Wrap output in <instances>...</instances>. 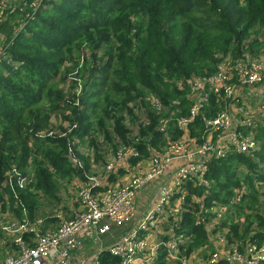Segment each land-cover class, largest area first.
Masks as SVG:
<instances>
[{
  "label": "trees",
  "instance_id": "trees-1",
  "mask_svg": "<svg viewBox=\"0 0 264 264\" xmlns=\"http://www.w3.org/2000/svg\"><path fill=\"white\" fill-rule=\"evenodd\" d=\"M0 2L2 222L45 217L56 226L54 211L67 216L110 162H136L171 141L200 143L206 120L237 106L209 80L222 66L224 85L238 84L243 54L259 62L264 51V0ZM197 84L207 97L191 118ZM255 131V151L212 157L202 177L182 185L177 218L164 228L165 240L185 238L181 262L233 264L218 250L237 247L246 261L249 244L264 245V117ZM12 246L0 227V257ZM165 256L163 247L155 264Z\"/></svg>",
  "mask_w": 264,
  "mask_h": 264
},
{
  "label": "built area",
  "instance_id": "built-area-1",
  "mask_svg": "<svg viewBox=\"0 0 264 264\" xmlns=\"http://www.w3.org/2000/svg\"><path fill=\"white\" fill-rule=\"evenodd\" d=\"M243 55L246 60L236 64L237 73L240 74L238 84L224 85L222 66L221 71L209 82L215 88L224 86L225 95L229 99L227 106L247 98L248 93L244 94L242 89L250 87L254 93L250 97H256L264 117V59L261 58L264 51L258 53L259 62L249 60L253 55L251 53ZM193 90L195 99L191 118L198 113L207 97L202 94L200 84ZM257 112L256 108L250 107L243 110L240 116H236V108L233 113L226 109L218 111L206 120L207 129L200 143L192 139L171 141L161 150L153 149L148 157L147 174H143V177L138 174L131 176L128 184L117 181L123 173L130 172L123 164L124 161L110 162L106 168L98 170L97 177H91L90 187H82L79 204L70 208L67 216L63 211H54L52 215L58 219L56 226H46L49 220L46 221L45 217H38L33 223L21 224L13 220H0L1 229L7 225L4 231L13 224L18 227L11 234L14 246L5 250L7 254L4 258L0 257V264H104L112 258H119L118 264H135L138 260L141 264H155L163 247L166 248V264L189 263L185 259L181 262L179 254L178 246L185 242L183 235L172 234L173 237H168L166 242L159 240L158 235L164 233L165 228L159 224L167 222L171 215H178L179 208L173 203L186 193L182 185L190 179L192 181L195 177H202L208 160L226 155L232 150L247 155L259 147L255 138V128L261 123L254 119ZM176 120L179 127L186 126L188 122L182 117ZM240 126L248 130L242 132ZM159 128L165 130L167 120ZM122 165L124 170L115 180L106 176L108 171L116 175L118 167ZM137 168H142L141 162L136 163ZM224 210L225 207L220 206L214 213L221 216ZM130 222L132 226L115 241L108 244L104 242V236L112 228H122ZM218 252L225 257L230 256L233 264H264L263 244H249L245 252L248 253L246 261L239 256L243 253L237 247L223 251L219 249ZM105 253L109 254L110 259L103 261Z\"/></svg>",
  "mask_w": 264,
  "mask_h": 264
},
{
  "label": "crops",
  "instance_id": "crops-1",
  "mask_svg": "<svg viewBox=\"0 0 264 264\" xmlns=\"http://www.w3.org/2000/svg\"><path fill=\"white\" fill-rule=\"evenodd\" d=\"M254 90V89H253ZM252 93V91L250 90V91H248V95H247V98H244V99H239V101H238V103H236L235 105H237L235 108H236V116H240V115H242V111H243V107H244V110L246 111L247 110V108L248 107H250L251 109H253L254 107H256V104L258 103V101H256L255 99H253V98H251L250 97V94ZM242 105H241V104ZM244 105V106H243ZM258 114V113H257ZM257 114H255L254 115V119H255V121L256 122H259V121H261L262 119H263V116H262V118L260 119V116L258 115L257 116ZM167 134H169V133H167ZM166 134V135H167ZM148 157H149V154L146 156V157H144L145 158V160L144 161H147L148 162ZM138 162H143V160H141V159H139V160H137L136 162H131V161H124L123 162V164L125 163V165H126V168L127 169H129L130 170V172H128V173H123V175H122V178L121 179H117V181H124V180H127V177L129 176V174H133V172H132V170L133 169H136V163H138ZM118 168H120V170H124L123 169V165L122 166H120V167H118ZM172 168H174V167H172ZM150 187H153V186H150ZM151 194V192H149L148 193V195H150ZM180 201V200H179ZM179 201H175L174 203H173V205L174 206H178L179 205ZM176 218H177V216H175V220H176ZM169 221H170V217L168 218V221L167 222H162L161 224H159V225H162V226H164V227H166L167 226V224L169 223ZM132 226V222H130V223H128V224H126V225H124L122 228H112L111 229V231H110V233L109 234H107L106 236H104V242L106 243V244H108V243H112L113 241H115L116 239H117V237L120 235V234H122L123 232H125V231H127L130 227ZM165 233H160L159 235H158V239L159 240H162V241H164V242H166L167 240H165ZM135 264H141V261L140 260H138V261H136L135 262Z\"/></svg>",
  "mask_w": 264,
  "mask_h": 264
},
{
  "label": "rangeland",
  "instance_id": "rangeland-1",
  "mask_svg": "<svg viewBox=\"0 0 264 264\" xmlns=\"http://www.w3.org/2000/svg\"><path fill=\"white\" fill-rule=\"evenodd\" d=\"M9 1H11V3H13V2H20V0H9ZM262 59H264V55L261 57ZM134 111H137V110H134ZM159 146H161V145H159ZM149 168V164H148V162L147 161H143L142 162V168L141 169H139V168H137V169H133L132 170V172H133V174L131 175V174H129V176L127 177V180H124V181H122V183H130V179H131V176H135L136 174H138V176H142L143 177V174H147V172H148V169ZM133 179V178H132ZM127 184H125V185H127ZM2 221H5V220H3L2 219ZM13 224V223H12ZM5 226H7V225H4L3 227H2V229L3 228H5ZM54 226V225H53ZM18 227H16V225H12V226H9V228H8V230L7 229H5V231H7L8 233H10V234H12L16 229H17ZM4 230V229H3ZM194 264H206V262L203 260V259H200V261L198 262V261H196Z\"/></svg>",
  "mask_w": 264,
  "mask_h": 264
}]
</instances>
